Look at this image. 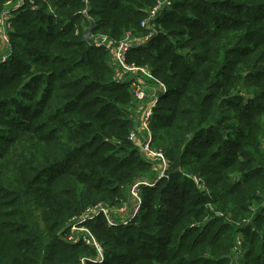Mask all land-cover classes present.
<instances>
[{"label":"trees","instance_id":"16d2710c","mask_svg":"<svg viewBox=\"0 0 264 264\" xmlns=\"http://www.w3.org/2000/svg\"><path fill=\"white\" fill-rule=\"evenodd\" d=\"M170 1L158 35L127 58L168 87L150 124L166 177L141 186L128 224L102 214L84 226L101 264H237L240 232L239 264H264V0ZM156 3L36 0L14 12L11 55L0 63V264L97 258L81 237L67 241L73 222L128 204L136 181H156L142 135L129 138L148 103L136 104L111 46L87 37L143 35Z\"/></svg>","mask_w":264,"mask_h":264},{"label":"built area","instance_id":"2783aa9c","mask_svg":"<svg viewBox=\"0 0 264 264\" xmlns=\"http://www.w3.org/2000/svg\"><path fill=\"white\" fill-rule=\"evenodd\" d=\"M47 2V0H43ZM88 2V0H86ZM26 5H31L32 7L36 6V0H8L5 4L4 9L0 14V48H5L6 51L2 57H0V63L5 62L11 55V44H10V32L13 30V17L14 12L18 11L22 7ZM172 6V2L170 0H157L156 5L152 8L148 15L141 21V27L144 30V34L142 36H137L132 34L131 32L124 35L119 41H113L107 36H96L92 35V32L87 33V37L90 38L94 44L98 47L101 46H111L112 48V60L117 68L120 70L122 75L126 78H122L123 81L127 80L130 82V89L134 96V100L138 106L143 103H148L143 111L140 109L141 118L140 121L136 123V129L132 131L130 135V140L138 142V130H142V141L138 143L141 152L153 162L157 161L158 163V177L155 182L147 181V180H139L133 183L129 190V196L133 199V202L136 204L135 208L132 211V216H129V209L127 204L120 207L119 212L127 213V217L123 220L117 222L112 217L113 209L109 207H99L97 209H90L87 213L82 216L78 221L73 222L72 225V233L76 234L77 231L79 237L75 238L72 235L68 236L67 241H78L81 239L90 246L96 248L98 256L97 258H84L81 261V264H88L89 262L101 264L104 262V252L100 244L97 242L94 235L91 231L84 226V223L91 221L100 215H104L108 221L110 226H117L119 224H128L139 212L140 207L142 205L141 198V186H149L153 187L157 181L166 177V172L169 168V161L166 158L165 153L162 150H157L152 145V131H151V119L154 115V109L156 108L158 102L162 97H164L168 93V87L163 82L156 79L149 69L138 66L135 64H130L127 61L128 54L131 50L136 47L143 46L152 40L158 35L159 27L157 23V17L164 11L165 9H170ZM49 11L51 13H55V9L49 5ZM89 11V5L85 8L82 13L87 15ZM118 70V71H119ZM145 80H150L155 83L152 92L151 89L147 86ZM150 97V101L148 100ZM136 113L137 108H136ZM186 177L191 178L196 186L205 191L208 195H210V191L207 188L203 178L196 175L187 174ZM209 207L214 210L213 205H209ZM259 207L253 208L254 211H257ZM217 216H223L220 212H215ZM244 225L251 223V219L244 220ZM240 226L241 223H238ZM76 232V233H75ZM245 241L243 234L240 232L236 235L235 244L233 247V260L237 264L240 263V260L245 256L246 250L244 248Z\"/></svg>","mask_w":264,"mask_h":264},{"label":"rangeland","instance_id":"374dc122","mask_svg":"<svg viewBox=\"0 0 264 264\" xmlns=\"http://www.w3.org/2000/svg\"><path fill=\"white\" fill-rule=\"evenodd\" d=\"M140 36H142V35H139V37H140ZM5 51H6L5 48H0L1 57L4 55ZM26 58H27V57H26ZM8 59H9V58H8ZM8 59H7V60H8ZM7 60H6V61H7ZM6 61H5V62H6ZM111 61H112V60H111ZM5 62H3V63H5ZM122 78L125 79L126 77L123 75ZM147 83H148V82H147ZM147 85L149 86L150 89H153V87H154V86H151L150 84H147ZM138 132H140V134H142V130H141V129H139ZM135 206H136V204L133 202V199H131V197L129 196L128 204H127V207H128V209H129V216H128V217H131V216H132V211H133V209L135 208ZM119 209H120V208H115V209H113V212H112V217H113L115 220H117V222H119V221H121V220H123L124 218L127 217V213H121V212H119ZM71 231H72V230H71ZM75 233H76V232H75ZM78 233H80V231H77L76 234H73L72 232H70L68 236H70V235L73 234V236H74L75 238H78V237H79Z\"/></svg>","mask_w":264,"mask_h":264},{"label":"crops","instance_id":"0c3cea01","mask_svg":"<svg viewBox=\"0 0 264 264\" xmlns=\"http://www.w3.org/2000/svg\"><path fill=\"white\" fill-rule=\"evenodd\" d=\"M148 86V85H147ZM149 87V86H148ZM151 92H152V89H151ZM150 101V97L148 99ZM145 109V108H144ZM144 109L141 108V111H143ZM140 118H141V114L140 112L138 113V121H140ZM143 134V133H142ZM142 134H140V132H138V135L141 136Z\"/></svg>","mask_w":264,"mask_h":264}]
</instances>
